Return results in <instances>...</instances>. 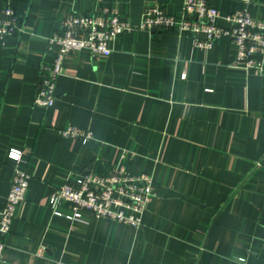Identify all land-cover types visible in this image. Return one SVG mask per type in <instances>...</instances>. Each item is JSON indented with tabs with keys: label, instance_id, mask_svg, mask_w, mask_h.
<instances>
[{
	"label": "crops",
	"instance_id": "crops-1",
	"mask_svg": "<svg viewBox=\"0 0 264 264\" xmlns=\"http://www.w3.org/2000/svg\"><path fill=\"white\" fill-rule=\"evenodd\" d=\"M184 1L0 0L24 24L0 42V210L15 174L10 149L30 174L3 264H264V72L233 65L230 37L204 49L175 32L120 35L110 58L68 54L55 105L34 104L57 53L49 38L71 15L110 10L139 25L147 7L179 17ZM208 1L223 16L247 9L264 21V0ZM71 126L94 139L62 136ZM114 166L154 180L140 229L52 216L68 174Z\"/></svg>",
	"mask_w": 264,
	"mask_h": 264
},
{
	"label": "built area",
	"instance_id": "built-area-1",
	"mask_svg": "<svg viewBox=\"0 0 264 264\" xmlns=\"http://www.w3.org/2000/svg\"><path fill=\"white\" fill-rule=\"evenodd\" d=\"M243 1L248 3L250 0ZM223 20L228 22L227 27L221 25ZM23 25V18L12 6L5 7L0 11V42L23 32ZM134 31L175 32L180 37L192 38L195 47L204 49H211L230 37L236 48L233 65L247 72H264V21L254 18L247 9L223 16L208 0H185L181 16L168 15L162 8L150 6L145 9L139 25L121 20L110 10L92 16L78 13L71 15L61 31L49 38L50 46L57 47V53L51 65L41 68L34 104L43 109L55 105L56 82L64 73V60L68 54L87 50L94 59L110 58L119 36ZM60 133L82 143L94 139L90 131L73 126ZM22 155L23 151L18 149L8 152L9 158L15 162V174L6 204L0 210V264L4 263L12 223L28 191L30 174L22 164ZM154 196L155 184L151 176L132 175L126 168L114 166L106 173L88 170L68 174L52 194L49 206L52 216L65 217L71 222H81L87 214H92L98 219H110L140 229L143 215ZM62 206H66L70 214L62 213ZM43 251L44 248L40 254Z\"/></svg>",
	"mask_w": 264,
	"mask_h": 264
},
{
	"label": "trees",
	"instance_id": "trees-1",
	"mask_svg": "<svg viewBox=\"0 0 264 264\" xmlns=\"http://www.w3.org/2000/svg\"><path fill=\"white\" fill-rule=\"evenodd\" d=\"M144 216V215H143Z\"/></svg>",
	"mask_w": 264,
	"mask_h": 264
}]
</instances>
